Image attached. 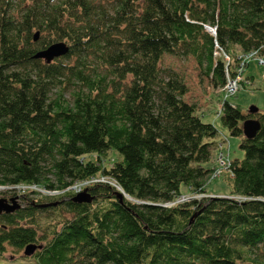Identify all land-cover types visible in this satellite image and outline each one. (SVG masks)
Instances as JSON below:
<instances>
[{"label": "trees", "instance_id": "trees-1", "mask_svg": "<svg viewBox=\"0 0 264 264\" xmlns=\"http://www.w3.org/2000/svg\"><path fill=\"white\" fill-rule=\"evenodd\" d=\"M60 41L65 55L34 57ZM166 53L238 90L248 58L264 57V0H0V185L63 190L105 175L124 195L107 182L87 186L90 202L20 193L25 205L0 213V260L35 243L24 253L35 264H264V110L243 114L223 95L216 115L245 156L229 160L228 197H193L224 140L162 67ZM182 185L193 198L167 205ZM61 208L40 234L37 214Z\"/></svg>", "mask_w": 264, "mask_h": 264}, {"label": "rangeland", "instance_id": "rangeland-1", "mask_svg": "<svg viewBox=\"0 0 264 264\" xmlns=\"http://www.w3.org/2000/svg\"><path fill=\"white\" fill-rule=\"evenodd\" d=\"M212 29L214 30V28ZM162 67H168L175 70L184 79L185 83L188 86V92L184 96L185 100L195 104L197 108V112L201 114V117L204 121L213 123L215 125V127L218 130V135L215 140L218 142L224 140V143L221 146H223L222 147L224 148L223 153L228 157V159L240 160L244 158L245 152L242 148H240L242 137L230 135L227 128L221 124L219 116L216 115L218 109H220L219 106L223 99V95L225 96L226 92L219 89H214L211 86L210 77L208 76L206 77L203 73H201L202 70L198 68L196 62L194 61L193 58H191V56L179 57L166 53L162 58ZM243 75L244 78L249 79L248 82L244 86H239V89L234 95L228 96L227 101L230 104H234L238 106L243 114H247L248 112H250L249 109L251 107H256L259 110V112L263 111L264 110V57L256 56V57L248 58V66L244 69ZM254 113L255 112H250V114H254ZM248 118H255V117L249 116ZM216 153H217L216 149L215 150L213 149L212 159L216 156ZM221 153L222 152H219L217 155L219 156V154ZM214 160L209 162L208 164L210 167L216 165V167L218 168L219 167L218 162L217 161L214 162ZM224 169L225 170L221 175L213 177L209 180V182L206 184L205 194L199 193V195H194L193 197H197V198L202 196L228 197L229 194L231 193V185L230 182H228L227 176L225 175V171H227V168ZM103 176L105 175L92 176L89 178L102 179ZM211 176H214V172L212 173ZM81 181L83 180L77 182H81ZM77 182L73 183L72 185L78 184ZM95 183H101V182H95ZM72 185H69L68 187H66L61 191L68 192L69 190L67 189ZM112 185L115 188L117 187L114 181ZM11 188L14 189L15 186H11ZM83 190H86L88 192L87 186H85ZM10 191L11 190L7 191L6 186L0 185V197H6V198L11 197L13 193L11 194ZM31 191L32 189H30V191L29 189H27L24 191V194L29 193ZM34 191L37 192L36 193L33 192L34 195L31 196L36 198H40L41 196L46 197L47 195H49L47 193L49 189L38 188V189H34ZM82 191L72 192V194L74 196L77 195L78 193H81ZM180 192L183 195L178 196L175 200H173L174 202L171 201L170 204L167 205H174L179 201L180 197L182 196L185 199L193 198L192 195L188 194V190L184 185L181 186ZM19 193H22L21 189L19 190ZM57 195H60V193L54 196L57 197ZM127 199L131 200L129 196H127ZM18 201L21 205L22 203L23 204L25 203L21 201L20 197ZM65 214L67 213H65V211L62 210V208L56 211L49 210L44 213H38L36 219L34 218V220L36 221V228L38 229V232L40 234L43 233L46 234L47 231L51 227H54L58 222V220ZM0 261L2 264H35L33 257H28L24 254L23 248L20 250H16L10 246L7 247L6 251L3 253Z\"/></svg>", "mask_w": 264, "mask_h": 264}, {"label": "water", "instance_id": "water-1", "mask_svg": "<svg viewBox=\"0 0 264 264\" xmlns=\"http://www.w3.org/2000/svg\"><path fill=\"white\" fill-rule=\"evenodd\" d=\"M208 31L211 33H215V30L206 27ZM39 37V32H35L34 34V41L37 40ZM68 45L64 41L60 42H55L50 44L48 47L38 51L35 54V58H40L43 59L46 63L51 62L54 58L60 57L65 55L68 52ZM256 107H251L249 109L250 112H257ZM260 127V123L257 119L255 118H247L242 122V133L247 139L253 138L258 129ZM119 200H121V195L117 193L116 195ZM92 197L90 194L86 191L83 190L81 193H78L77 195H74L72 197V200L75 202H90L92 201ZM49 204H56V203H49ZM43 205H48V204H43ZM19 203L18 199L16 196H12L9 199L0 197V213L5 212V213H10L16 209L19 208ZM41 245H37L35 243H29L25 246L24 248V253L27 255H30L33 253V251L36 249V247H40Z\"/></svg>", "mask_w": 264, "mask_h": 264}, {"label": "built area", "instance_id": "built-area-1", "mask_svg": "<svg viewBox=\"0 0 264 264\" xmlns=\"http://www.w3.org/2000/svg\"><path fill=\"white\" fill-rule=\"evenodd\" d=\"M237 87H238V79L228 80L227 84L225 86L226 94L227 95H231V94L235 93L236 90H237ZM229 164H230V161H229L228 157L223 152L221 154H219V156H218V165H219V167L215 171L214 176H219L221 170H223L224 168H228ZM105 178H107V179H105ZM95 182H107V183H109L111 185L113 184L112 179H110V178H108L106 176H103L102 179H100V178L99 179L89 178V179H85V180H83L81 182H77L78 184L72 185L67 190L73 191V192H79L85 186L92 185ZM6 188L11 190V191H13V192H16L18 194H20L19 193L20 189H21L22 193H24V191L27 190V189H32V190L38 189V187L34 186V185H16L14 189L11 188V187H6ZM62 192H64V191H61V190L60 191H58V190H49V191H47V193L49 195H56V194H59V193H62ZM187 199L188 198L185 199L182 196V197H180L178 202H182V201L187 200Z\"/></svg>", "mask_w": 264, "mask_h": 264}, {"label": "bare ground", "instance_id": "bare-ground-1", "mask_svg": "<svg viewBox=\"0 0 264 264\" xmlns=\"http://www.w3.org/2000/svg\"><path fill=\"white\" fill-rule=\"evenodd\" d=\"M221 147H223V146H221ZM216 161L218 162V155L216 156ZM214 168H215V167H214ZM212 172H213V171H212ZM29 191H30V189H29ZM58 191H60V190H58ZM35 192H37V191H35ZM117 193L120 194L121 197L123 198V196H124V195H123V192H121V190L118 188V186H117V189H116V192H115V196L117 195ZM116 198L119 199L117 196H116ZM122 198H121V199H122ZM169 204H170V203H169Z\"/></svg>", "mask_w": 264, "mask_h": 264}, {"label": "flooded vegetation", "instance_id": "flooded-vegetation-1", "mask_svg": "<svg viewBox=\"0 0 264 264\" xmlns=\"http://www.w3.org/2000/svg\"><path fill=\"white\" fill-rule=\"evenodd\" d=\"M6 198V197H5Z\"/></svg>", "mask_w": 264, "mask_h": 264}]
</instances>
